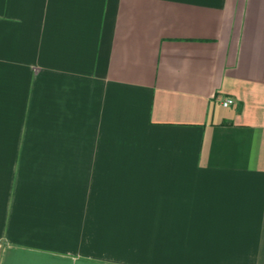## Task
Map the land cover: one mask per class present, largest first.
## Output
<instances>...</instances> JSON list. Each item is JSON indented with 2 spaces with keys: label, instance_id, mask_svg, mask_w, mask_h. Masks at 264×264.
Masks as SVG:
<instances>
[{
  "label": "crops",
  "instance_id": "crops-1",
  "mask_svg": "<svg viewBox=\"0 0 264 264\" xmlns=\"http://www.w3.org/2000/svg\"><path fill=\"white\" fill-rule=\"evenodd\" d=\"M0 264H264V0H0Z\"/></svg>",
  "mask_w": 264,
  "mask_h": 264
},
{
  "label": "built area",
  "instance_id": "built-area-1",
  "mask_svg": "<svg viewBox=\"0 0 264 264\" xmlns=\"http://www.w3.org/2000/svg\"><path fill=\"white\" fill-rule=\"evenodd\" d=\"M232 104H233V100H231V99H225V100L222 102V105H223L224 107L230 106V105H232Z\"/></svg>",
  "mask_w": 264,
  "mask_h": 264
}]
</instances>
